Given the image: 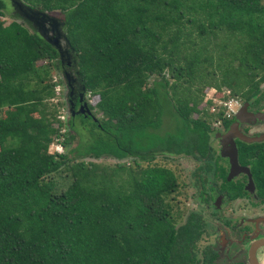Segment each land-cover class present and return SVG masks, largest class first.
Listing matches in <instances>:
<instances>
[{
    "label": "trees",
    "instance_id": "obj_1",
    "mask_svg": "<svg viewBox=\"0 0 264 264\" xmlns=\"http://www.w3.org/2000/svg\"><path fill=\"white\" fill-rule=\"evenodd\" d=\"M21 1L61 13L79 79L98 96L105 117L99 126L78 117L89 139L73 149L128 158L135 168L115 184L105 173L95 177L92 163L72 165L66 153L47 152L59 135L46 103L54 85L37 61L57 52L15 12L6 24L0 19V108H9L0 117V264H171L177 240L190 234L186 224H172L163 199L177 181L167 167L140 161H151L160 145L206 156L208 125L190 114L199 111L205 86L255 92L256 73L264 78V6L260 0ZM151 75L157 85H147ZM179 85L183 96L169 101L165 88ZM169 102L179 120L175 132L157 134ZM68 124L75 130L73 119ZM63 166L73 168L71 179L57 189L51 174Z\"/></svg>",
    "mask_w": 264,
    "mask_h": 264
},
{
    "label": "flooded vegetation",
    "instance_id": "obj_2",
    "mask_svg": "<svg viewBox=\"0 0 264 264\" xmlns=\"http://www.w3.org/2000/svg\"><path fill=\"white\" fill-rule=\"evenodd\" d=\"M59 66L65 89L66 125L69 120L82 117L99 126L71 63H59ZM258 79L256 73L255 92L246 86L242 88L243 99L239 97L232 115L219 114L220 119L213 122L219 128L217 134L225 152L231 150L232 169L229 156L218 159L213 154L210 124L204 118L208 125L206 156L197 159L184 155L198 162L190 174L195 201L183 222L177 225L186 224L190 234L189 238L177 240L181 242L172 250L171 264H264V243H261L264 241V105L258 101V88L264 78ZM79 107L82 111L77 113ZM68 129L71 128L68 126ZM204 231L212 234L201 238Z\"/></svg>",
    "mask_w": 264,
    "mask_h": 264
},
{
    "label": "rangeland",
    "instance_id": "obj_3",
    "mask_svg": "<svg viewBox=\"0 0 264 264\" xmlns=\"http://www.w3.org/2000/svg\"><path fill=\"white\" fill-rule=\"evenodd\" d=\"M0 1L2 2V6L0 7V19L4 24H6L11 20L13 9L9 0ZM259 2L264 6V0H260ZM51 13L61 18V13H59L58 11L53 10ZM24 26H26L28 30H30L27 24H24ZM192 35H195L194 31ZM57 61V55H55L54 53L53 58L50 61L46 58H42L37 61V65H40L42 67L44 76H46L54 85L53 95L46 100V103L49 106V111H52L53 113L54 119H52L51 122L54 127L58 128L59 135H56L48 144L47 152L50 154L66 153L67 157L71 159L69 164L72 165L76 164V162L78 161H82L85 165L87 163H92L94 172L96 173L95 177L101 175L102 173H105V176H110L115 184L124 182L125 178L128 177L126 172L127 167H130L132 169L135 168L130 159L123 158L117 160L105 154H101L99 156L85 155L82 154V148L79 147L78 150L73 149L78 141L89 139V134L88 131L78 123V118L73 119L76 127L75 130L68 129V126L66 125L67 112L64 103L65 89L60 73V66ZM202 64L207 69L212 68V65H209L206 62H203ZM234 64H237V60L234 61ZM165 77L169 83H172V79L168 76V74ZM157 79L158 77H155L154 75L149 76L147 85H157ZM30 84L32 85L33 83L31 82ZM239 89H241V87ZM165 91L167 99L169 101H172L176 97H182L184 94V89L181 85L175 86L173 88L167 86L165 88ZM258 91V101H261L264 105V83L260 84ZM228 97H232L234 100V102L232 103V108H237L239 97H241L240 94H234L227 86H221L218 89L205 86L202 89V98L197 105V109L199 111L191 112L190 115L193 118H204L206 122L210 124V145L213 154L218 157V159L219 157L223 158L229 156L231 163L230 168L232 169L234 163L232 160V155L230 154L231 150L225 152L223 146L221 145L222 139L220 138V134H217L220 133L219 128L218 126L213 125V122L220 119L221 116L210 111L212 107L215 109H222L221 105L218 103H220L222 100L228 99ZM85 98L90 104V109L94 116L98 120L104 118V114L96 107L98 96L91 95L86 92ZM240 99L243 98L241 97ZM8 110L9 108L6 107L0 108V117H4L7 114ZM35 117L37 116L34 115V118ZM46 117L50 118L49 116ZM160 121L161 123L159 127L155 130L157 134H163V132L171 130H173V133L175 132L174 128L179 120L170 102L166 104V107L164 108V111L160 116ZM68 134L71 135V138L69 139ZM66 139H68V141L63 144L62 142L66 141ZM157 147L158 148L154 153L155 156L153 157V159L151 161H140V166L143 167L145 165H159L167 167L174 174L177 181V186L173 191L165 193L163 195V199L169 208V218L172 224L174 226H177L183 222L184 216L192 206V203L195 201V198H193L194 193L192 191L194 190L191 185L192 179L190 174L191 171L198 165V162L192 160L190 157L184 156L181 153L172 151V149L168 148L165 145H160ZM118 163L122 164L124 167L118 168ZM75 168L76 166L74 167V169ZM72 170V167L67 169L63 166L59 171L51 174V178L55 181L57 189L63 188L69 182V180L71 179ZM208 234H212V232L206 233V231H204L201 234V238H203L204 236L207 237Z\"/></svg>",
    "mask_w": 264,
    "mask_h": 264
},
{
    "label": "water",
    "instance_id": "obj_4",
    "mask_svg": "<svg viewBox=\"0 0 264 264\" xmlns=\"http://www.w3.org/2000/svg\"><path fill=\"white\" fill-rule=\"evenodd\" d=\"M9 1L13 9L12 11L15 12L21 19L29 23L31 28L34 29V31L45 42L55 49L59 63H71L75 75L78 76L76 60L73 55L74 51L63 31V22L61 18L55 16L51 12L32 8L27 4H24L21 0ZM63 77L66 83H68L67 74L65 72H63ZM80 111H82L81 107H79L76 112L78 113ZM86 112L90 114L87 108ZM92 118L96 120L94 116H92ZM261 243H264V241H261Z\"/></svg>",
    "mask_w": 264,
    "mask_h": 264
},
{
    "label": "built area",
    "instance_id": "obj_5",
    "mask_svg": "<svg viewBox=\"0 0 264 264\" xmlns=\"http://www.w3.org/2000/svg\"><path fill=\"white\" fill-rule=\"evenodd\" d=\"M234 102L233 98L232 97H228V99L226 100H222L220 103L222 109H215V108H211L210 111L211 112H214L216 114H220V115H223V116H227L229 117L230 115H232L235 110H236V107L232 108V103ZM237 105V103H236Z\"/></svg>",
    "mask_w": 264,
    "mask_h": 264
}]
</instances>
